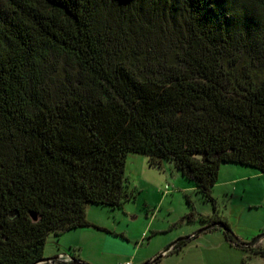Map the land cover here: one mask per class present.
I'll return each mask as SVG.
<instances>
[{
	"label": "trees",
	"instance_id": "trees-1",
	"mask_svg": "<svg viewBox=\"0 0 264 264\" xmlns=\"http://www.w3.org/2000/svg\"><path fill=\"white\" fill-rule=\"evenodd\" d=\"M133 154L212 202L221 165L264 174V0H0V264L131 200Z\"/></svg>",
	"mask_w": 264,
	"mask_h": 264
},
{
	"label": "rangeland",
	"instance_id": "rangeland-1",
	"mask_svg": "<svg viewBox=\"0 0 264 264\" xmlns=\"http://www.w3.org/2000/svg\"><path fill=\"white\" fill-rule=\"evenodd\" d=\"M124 173L133 198L114 209L88 205L85 215L90 226L50 235L43 258L57 255L56 250L94 264L98 260L122 264V255L133 252V264H142L145 257H157L190 235L180 253L155 264H264V256L231 246L221 230H202L210 226L208 221L222 220L238 241L254 242L253 248L264 250V174L245 166L221 165L210 192L212 202L195 193L192 182L168 162L150 166L144 156L128 155ZM186 215H192L191 221L183 220Z\"/></svg>",
	"mask_w": 264,
	"mask_h": 264
},
{
	"label": "water",
	"instance_id": "water-1",
	"mask_svg": "<svg viewBox=\"0 0 264 264\" xmlns=\"http://www.w3.org/2000/svg\"><path fill=\"white\" fill-rule=\"evenodd\" d=\"M31 219L32 221H36V217L35 215H31ZM208 227L202 229L203 231L206 230ZM191 236H186V237H182V238H179L177 239L176 241H174L173 243H171L165 250H163L157 257H155L154 259L150 260V261H146L142 264H154L156 263L157 260H160L162 258V256H164L166 253H168L172 246L175 245L178 241H181V240H188ZM61 256L59 254L53 256V257H47V258H42L40 261L34 263V264H42V263H45V262H52V261H55L57 259H59Z\"/></svg>",
	"mask_w": 264,
	"mask_h": 264
},
{
	"label": "crops",
	"instance_id": "crops-1",
	"mask_svg": "<svg viewBox=\"0 0 264 264\" xmlns=\"http://www.w3.org/2000/svg\"><path fill=\"white\" fill-rule=\"evenodd\" d=\"M77 230V229H76ZM190 236V235H189ZM190 239V238H189ZM188 239V240H189ZM188 240H186V241H188ZM182 251V250H181ZM180 251V252H181ZM54 252L55 253H58L61 257L60 258H63V259H65V260H69V259H71V258H69V257H67V256H65V254H62V253H59V252H57L56 250H54ZM179 252V253H180ZM169 253V252H168ZM168 253H166L164 256H162V257H166L167 255H168ZM178 254V253H177ZM123 257H125V260H124V263H126V262H130L131 264H133L134 263V261L136 260V256H135V253H133V252H130L129 254H125V255H122ZM80 256H77V258H76V260H78V261H80V262H82V263H84V264H94L93 262H90L89 260H83V259H81V258H79ZM155 257H151V258H144V260H143V262L142 263H144V262H146V261H150V260H152V259H154ZM80 259V260H79ZM103 262H101V260H98L97 261V263L96 264H102ZM117 264V263H116ZM155 264V263H154Z\"/></svg>",
	"mask_w": 264,
	"mask_h": 264
},
{
	"label": "built area",
	"instance_id": "built-area-1",
	"mask_svg": "<svg viewBox=\"0 0 264 264\" xmlns=\"http://www.w3.org/2000/svg\"><path fill=\"white\" fill-rule=\"evenodd\" d=\"M122 264H131L130 262L122 263Z\"/></svg>",
	"mask_w": 264,
	"mask_h": 264
}]
</instances>
